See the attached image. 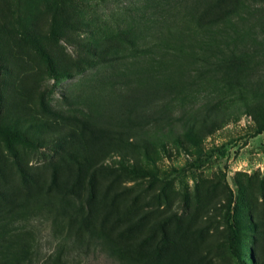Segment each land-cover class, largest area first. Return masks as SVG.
<instances>
[{
	"label": "rangeland",
	"instance_id": "374dc122",
	"mask_svg": "<svg viewBox=\"0 0 264 264\" xmlns=\"http://www.w3.org/2000/svg\"><path fill=\"white\" fill-rule=\"evenodd\" d=\"M260 9L235 17L260 34L234 56L230 29H190L177 0H0L8 264H53L60 246L68 264H236L227 184L239 249L264 264ZM89 210L103 243L78 251L67 232Z\"/></svg>",
	"mask_w": 264,
	"mask_h": 264
},
{
	"label": "trees",
	"instance_id": "16d2710c",
	"mask_svg": "<svg viewBox=\"0 0 264 264\" xmlns=\"http://www.w3.org/2000/svg\"><path fill=\"white\" fill-rule=\"evenodd\" d=\"M169 1V0H168ZM181 4H184V7L187 10V17L191 20L193 25H186L190 29L197 28L202 31L215 32H224L225 30L232 31V42L230 46L232 48V54L236 56L237 52L246 54L247 50L250 49L251 44L247 40L258 39L257 33L254 32V27L249 26H240L235 17L244 18V15L252 9H260V12L264 14V0H177ZM186 17L185 15H183ZM264 18V16H263ZM220 21L224 22V25H230V27H223L219 23ZM227 23V24H226ZM264 24V23H263ZM185 26V25H184ZM193 30V29H192ZM260 34V33H259ZM202 47L212 46V42L202 41ZM171 42L164 43V47L171 46ZM156 46V43L153 44ZM229 47V45L227 44ZM255 48V47H254ZM237 58V57H236ZM264 131V124L257 127V129L250 135L256 136ZM185 138L192 142L197 143L198 139L196 134L192 130L185 132ZM176 142H180V139L177 138ZM132 172L137 174H144V171L132 170ZM95 173L92 172L88 179V197L86 199L87 204H90L95 196V183H94ZM228 187V198L226 203V211L224 214V222L228 231L230 239V250L232 254L236 257V264H246V256L239 249L241 232L240 227L236 221L235 213L233 209L234 203V192L232 188L227 184ZM68 239L71 240V245L78 249V251L88 250L92 246L103 243L101 236L99 237L95 226L93 225L91 211H86L82 214L81 218L78 220L77 225L71 228L68 232ZM77 236V237H76ZM61 250L57 256L52 260L53 264H68L65 260L64 255H62L63 246H60ZM72 248V249H74ZM2 253L1 257L3 264H8V255L5 253V250L0 249ZM117 253L120 251L116 250ZM121 256H126L120 254ZM7 260V261H5ZM247 260H250L247 259Z\"/></svg>",
	"mask_w": 264,
	"mask_h": 264
}]
</instances>
